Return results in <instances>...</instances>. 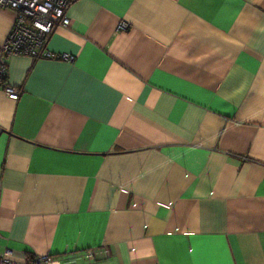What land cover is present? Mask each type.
Returning <instances> with one entry per match:
<instances>
[{
	"label": "crops",
	"instance_id": "1",
	"mask_svg": "<svg viewBox=\"0 0 264 264\" xmlns=\"http://www.w3.org/2000/svg\"><path fill=\"white\" fill-rule=\"evenodd\" d=\"M67 13L45 46L73 63L6 59L0 256L264 264V0ZM13 17L0 9V44Z\"/></svg>",
	"mask_w": 264,
	"mask_h": 264
},
{
	"label": "built area",
	"instance_id": "2",
	"mask_svg": "<svg viewBox=\"0 0 264 264\" xmlns=\"http://www.w3.org/2000/svg\"><path fill=\"white\" fill-rule=\"evenodd\" d=\"M70 0H0V9L11 8L14 11L12 24L0 44V86L9 98L18 97L17 88L4 85L6 59L11 56L30 58H48L73 63L75 55L53 52L46 48V40L52 30L58 26H68L70 18L68 7ZM119 28H126L121 23ZM82 263L74 259H62L51 255H31L26 257V264H94V252L86 249L81 254ZM0 263L19 264L12 259L11 251L5 249L0 256Z\"/></svg>",
	"mask_w": 264,
	"mask_h": 264
}]
</instances>
